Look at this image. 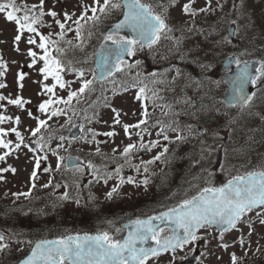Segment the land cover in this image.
Returning <instances> with one entry per match:
<instances>
[{
  "label": "rangeland",
  "instance_id": "374dc122",
  "mask_svg": "<svg viewBox=\"0 0 264 264\" xmlns=\"http://www.w3.org/2000/svg\"><path fill=\"white\" fill-rule=\"evenodd\" d=\"M224 1L225 0H212V8L216 9V11L214 13L210 12L207 14L200 13L197 17H195V28L205 29L206 32L204 35H206L208 27L213 26L217 28L219 33L218 35L214 33V35L216 37H220V35H227L228 30L226 31V28L228 23L231 20H237L240 26V31L235 38L232 39V44L217 47L212 42L213 40L210 39V37L206 42L204 40V35H198L195 31H185L183 33L180 31H174L172 33L174 37L183 38V43L179 48L176 46L175 39L162 38L161 44L155 46L154 49L159 52L160 59H162L164 57L162 54L164 48L167 52L166 55L173 57L171 60L164 62L163 58V62H160V59L155 61V57L152 56L154 55L153 51L149 52L145 49L144 51H138L137 54L133 56L131 61L122 65L123 68H126V73H137L135 75L138 77V80H143L141 84L138 86L127 84L125 87H118L117 78H109L101 84L99 82L96 83L98 86H95V91L84 94L79 98V101L74 99L71 106L62 104L53 105V107L64 109L66 114L59 117H53L48 120L49 126L46 129H42L41 133L36 137L31 135V130L37 126V120L33 119V117L47 119L46 115L38 111V105L49 98V95L40 94L42 92V85L43 83H47L51 86L55 83V81L51 77H49L47 81L43 80V76L39 72V69L43 66V62H38L32 67L29 66L31 65V57L27 55L29 48L37 51L38 54L43 53L36 45H29L27 43V38L30 35L34 36L38 44L39 36L25 31L24 36L19 42L20 50L16 51L17 45L14 43V37L17 34V26L14 23L6 22L4 15L0 14V57H2L3 62L7 65L6 69H0V72H3V75H0V83L6 85L5 87L0 88V96H4L6 98L5 100L0 101V105H2V107H0V115L12 117V120L5 121L0 124V127L5 130L16 127L17 130L24 135L25 144H29L33 148L37 147L34 141H36L40 135H43L44 141L42 142L45 143V148L43 150H37L33 153L28 148H24L22 146L21 150L13 152L6 158L5 161H0V168L11 166L16 169L15 173H12L11 171L0 172V176L3 177V179H0V230H2L5 237L8 238L2 243L9 244V248L3 253H0V264H7L8 261L15 260L29 250V244L17 243V240L31 241L29 237L24 236L23 234L27 231V229H25L27 224H31L32 215L28 212L32 209L37 212H35V216L38 217L36 224L39 222L38 219L40 220V225L44 222L39 217L42 216L39 207L46 206L47 212L50 214L45 222L47 225L50 223V218H55V215H58L61 222L66 223L69 230H73L74 227L78 230L80 226L76 223L81 222L82 220H89L90 212L85 210V204L83 203V201L87 198V193H85L86 189H88V192H90L91 195H94V199L97 202L96 206H99L100 203V215L109 211L105 208V206H126L127 208L129 204H134L135 207H139L144 204L141 199L145 195L150 193L152 196L153 186L149 185V183L145 186L142 183L144 180L143 177L138 175L145 174L143 170L144 164L142 162L152 160L156 155L163 151L165 146L168 148L170 143L176 144L178 141L181 143L186 138L193 140L200 137V135L197 133L191 134L188 129L184 128H182V132L178 131L176 128V130L173 131L174 128L169 126L171 130H168L167 133H165L166 135L168 134L167 136L169 137V140H167V143L164 144L165 141L163 135H158V130H155V133L151 136L149 133H145L144 127L147 123L141 125L140 129L130 128L128 134H126L121 125H114V114L111 111V108L105 106V97L108 98V102L111 103L112 107L121 111V124L126 123L134 125L141 119H145L142 112L146 106L149 113L147 122L151 120L149 126L152 129H155L156 126L154 124L158 115L167 116L169 120L168 124H174L176 119H178L177 110H182V113L185 112L188 117L189 112L192 114L194 110L197 109V106L194 105L199 106L198 103H192L191 101H193L197 95L202 96V93H204L203 91L209 90L208 83L205 84V89L203 91L198 90L192 82L191 84L189 83V79H192V75H196L197 73V63L194 61L195 58L198 57L207 61L211 65L212 61L214 62L212 68L208 71L209 78L213 81H217V79L222 80L220 76L223 71L220 66L215 64V61H219L222 59L221 57H225V55L230 54L233 51L235 52L236 48H238L244 56L243 59L258 57L261 58V60H264V0H244L243 12L245 14L243 15V18H240V13L233 8L232 15L229 17L226 27L221 30V28H218L215 23L216 20L221 17L220 13L223 10L217 8V4H223ZM226 1H229L230 4H232L233 1L237 5L240 4V0ZM102 2L103 0H101V3ZM146 2H151L155 5L157 2H166V0H147ZM187 2L188 0H178L177 4L170 7L168 10V23L172 25L174 29L179 26H184L186 28L192 26L191 20L193 18L185 16L182 12V5ZM16 3L18 5L25 3L31 6L39 5L40 0H16ZM86 5L94 6L93 0H44V12L47 13L50 10L56 11L58 16L55 19H59L61 22L66 23L68 27L73 29V31H67L64 40L61 41L60 37L57 35V33L60 32V28L56 24L55 19L51 16L45 15L42 17L43 24L36 25L38 32L44 35L51 33L52 38L59 42L60 47H65L66 44L64 41L67 40H71L73 44H78L79 40L77 39L74 31L76 25L73 24L72 21L76 20L81 15ZM205 5L206 0H196L193 7L200 8ZM156 10L161 11L159 8ZM36 12H39V8L36 9ZM65 12L72 15L71 21L64 20ZM116 13L117 12H113L107 17H101V21L95 25H93L91 21L87 24H84V22L81 21V23L84 24L82 29L84 36L82 54L83 52H85V54L90 53L89 50L93 48V42L95 39L93 36L90 39L91 42L87 43L89 41V28L92 26L94 29H101L103 23H106L107 21V23H111V19ZM88 15L91 16L92 13L89 11ZM186 20L189 21L188 25H185L184 23ZM91 33L94 32L91 31ZM167 47H170L171 49ZM77 50L76 52L78 53L79 50ZM91 56L92 54L90 53L87 59L90 60ZM181 57L184 58L181 59ZM177 58L179 60H177V64H173V68L176 66L183 68V74L179 78L183 82L184 88L189 89L188 96L186 98L187 104L182 103L179 100L180 108L170 106L163 109L161 113H158L160 107L158 104L154 103L157 92L153 90V82H147V72L155 65L171 67L170 64ZM137 61H140L139 65H137ZM128 65H131V67H128ZM20 72L26 73L25 79L22 82L24 85L23 89L19 87L21 82L18 80V74ZM173 73H175V70ZM85 76L88 79L92 78L90 72L85 73ZM63 78L65 81L72 82L70 88L66 87L65 89H60L57 86L55 96L52 97L53 99L60 97L66 99L70 90H77L81 85L80 79L72 71H67V75ZM162 83L167 89L171 90L172 80L169 75L168 79H165ZM257 85L259 97L264 98V81H258ZM144 86H147L145 96L149 101V105L145 102V99H136L139 88ZM221 86L223 89L226 88V84L224 82L221 83ZM114 91L116 93L115 95ZM153 93H155V95ZM18 97H22L24 100L30 101V103L25 104L23 108L8 103L9 99H16ZM73 111L75 113L74 115ZM29 112L32 113V116L28 115ZM254 114L255 112H253V115ZM249 115H247V117ZM17 116L21 119L20 125H16L14 122L15 117ZM209 117H211L210 114ZM261 117H264V101L260 104L256 120H263ZM69 118L71 119V124L67 123ZM190 120L191 119L188 117V121ZM216 120H214V122H216ZM248 120L250 124V116ZM76 123L83 125L84 135L81 137L86 136L87 140L81 139V137L77 139H71L68 137L69 129ZM247 123V119L242 118L240 122L232 128V134L230 131V136L232 135V147L227 152L228 156L226 162L224 161V164H226L228 168L235 163L242 164L246 159L248 164H244V166L248 167L252 166V164L259 163L261 160L264 161V134L259 138H254L250 134L251 128L247 125ZM200 124L203 126L202 123ZM204 124L207 125L206 122ZM214 125L215 124H212V126ZM89 129L98 133L94 140L92 139ZM261 130L264 131V127H262ZM109 131H114L117 135L112 137L103 135V133ZM203 133L205 135V131H203ZM244 134H247V138L245 139V144H242L240 138L241 135ZM61 135L65 137L64 141H60L59 137ZM220 135L225 136V133ZM140 136H143V143L158 140L159 145L151 152L149 151L147 153L134 155V157L137 158L136 160L132 159L131 154V160L127 163L124 162L126 164L121 162V166H119L118 162L113 163L114 157L118 160H125L126 158L122 155L124 147L130 143H134L138 146V144L141 143ZM177 136H182L184 139L177 140ZM6 139L12 140L13 143L16 142L15 134L11 132H9ZM61 143H63V148L57 149V145ZM253 143L255 144L253 145ZM97 148L100 149L99 154L96 152ZM53 150H57L59 156L64 157V163L59 170H57L58 156L53 155ZM4 151V149H0V155H2ZM211 151H213V148L210 149L209 147L207 155L210 157V168L208 169L207 167L206 171L201 173L204 180L203 184L208 180L210 181L212 176L213 178L211 181L215 182L217 179V176L213 173L211 168L216 160L214 158L215 147L213 154H209ZM167 153L161 157L160 161H156L154 163L155 168L151 169V171L162 167L161 161L166 160L168 155ZM45 155L48 157L47 160L42 159L40 162V168L35 169L34 157H42ZM71 155H78L84 159V164L81 166L84 168L82 173L76 172L75 167H68L65 164V161ZM89 161L100 169L101 173L111 174V178L108 180L107 184L104 183L103 179H97L92 175V170L86 167ZM131 161H136L137 164L131 165ZM42 163L45 165L41 166ZM165 165L166 163L164 162L163 167ZM131 166L135 168L133 174L137 175L132 177L135 183L125 182L122 185L118 184L122 176L120 175V172L118 174L116 173V169H130ZM174 166H176V164ZM48 167H50L52 171H44V169ZM137 167L140 169L139 172L136 170ZM34 169L37 172V179L34 182L35 188L32 187L33 180L31 178V174ZM224 171L225 165L221 168L219 173ZM122 178L127 181V178ZM49 182H51V186L44 187V185L49 184ZM190 185L191 183L186 185L187 192H190ZM113 187H117V192L113 194L112 198H109L107 193L110 192ZM192 188H196V191H199L200 189L198 188V183L196 181L193 182ZM31 190L34 192L31 193ZM16 193H30V195H20L19 198H17V196L14 195ZM65 193H67L70 198L67 201L62 199ZM77 199L80 200L79 205L75 203V200ZM102 208L105 210L104 212ZM3 211H6L7 214L3 215ZM249 218L254 220L253 230H250L243 224L238 225L239 230L233 229L226 235V237L224 236L223 241L219 239L218 232L215 228L202 229L199 235L206 238L202 239V252L196 264H231L232 253H235L239 258L237 264H264V225H261L259 219L256 218L255 211L249 213L245 219ZM9 222L11 224L10 227H8L9 224H6ZM229 237L233 239V242L227 243L228 248L225 250L220 245L225 243L224 241L226 238L228 241ZM241 237H243L244 240L243 245L240 243ZM189 246L193 247V243ZM18 249L23 250L19 251ZM183 254V251H179L176 256L177 260ZM165 257V255L160 256L156 259V261L161 263Z\"/></svg>",
  "mask_w": 264,
  "mask_h": 264
},
{
  "label": "snow or ice",
  "instance_id": "6c2138e0",
  "mask_svg": "<svg viewBox=\"0 0 264 264\" xmlns=\"http://www.w3.org/2000/svg\"><path fill=\"white\" fill-rule=\"evenodd\" d=\"M178 0H166V2H157L155 5L146 0H93L94 6H85L81 15L73 22L76 25L74 31L78 44H73L71 40L64 41L68 47H60L59 42L52 38V34L44 35L38 32L36 25H42V17L45 15L56 18L58 13L50 10L47 13L44 12V0H40L39 5H27L25 3L17 4L16 0H0V14H3L6 22L14 23L17 26V34L14 37V43L17 45L16 51H19V42L24 36L25 31L30 34L39 36V43L34 36L30 35L27 38L29 45H36L42 50L43 54H38L37 51L32 48L28 49L27 55L31 57L30 67L35 66L38 62H43V66L39 69V72L43 76V80L47 81L51 77L55 83L49 86L47 83H43L41 95H49V98L44 100L38 105V111L47 116V119H40L39 117H33L37 120V126L31 130V135L36 137L41 133L42 129H46L48 120L53 117H59L65 115L64 109L53 107L56 104H62L71 106L72 101L79 98L86 93L95 91V84L103 80L114 76L117 72L124 71L122 65H125L124 56H135L138 51H144L147 49L149 52L154 51L162 38L175 39L176 46L179 48L183 43V38H177L172 35L174 31H180L181 33L188 31H195L198 35H204L206 32L203 28H195V17L200 13H214L216 9L212 8V0H206L204 7L195 8L193 5L196 0H188L187 3L182 5V12L185 16L193 18L191 20V27L179 26L174 29L172 25L168 23L167 13L170 7L175 6ZM223 4H217V8L223 9ZM244 0H240V4L233 3V8L240 13V18H243L245 14L243 12ZM39 8V12L36 9ZM159 8L161 11H157ZM92 15L89 16L88 12ZM113 12H121L123 18L115 23L112 28L105 34H102L103 42L99 45V50L94 52L97 57L96 68L88 69L91 73V79L86 78V70L83 67H76L77 64L87 63V60H78L75 57L76 50H82L84 47V36L82 29L84 24L89 21L95 25L101 21V17H107ZM99 13V14H98ZM74 15V14H73ZM64 20L71 21L72 15L67 12L64 13ZM84 22V24L81 23ZM56 24L60 28V32L57 35L60 40L63 41L67 31H73L71 27H68L66 23L61 22L59 19H55ZM185 25L189 24V21L184 22ZM230 24L236 25L235 28L228 29V35H220L218 40L212 42L217 46H227L232 44L231 37L236 36L240 31V26L237 20H231ZM130 29L132 35H122V29ZM219 34L217 28L213 27L211 31H208L204 35V40L207 42L210 36L213 34ZM91 32L88 33L89 37ZM55 51L56 55H53ZM171 51V50H170ZM71 53L72 58H68V54ZM184 57H181L183 59ZM230 63H234L238 69L236 75L232 80L234 87L233 101H230V106L239 107L242 111L249 108L252 105L255 93L249 94L245 91V85L251 83L256 85L258 81H264V60L256 61L259 66L255 68V75L252 74L251 64L248 61H243L238 57H228ZM137 65L140 61L136 62ZM202 71L207 72L212 68L210 63L199 64ZM7 65L0 57V69H6ZM131 67V65H128ZM66 70L74 72L80 79L81 85L77 90H70L67 98H56L55 90L57 86L60 89L70 88L72 82L65 81L62 73ZM172 69H166L165 72ZM231 69H229L230 71ZM175 77L173 82L182 75L179 68H175ZM3 75V72H0ZM26 73L20 72L18 74V80L21 82L19 87L23 89V81ZM152 76H156L157 73H152ZM157 81H154L156 83ZM162 82V81H160ZM197 83H200L197 81ZM217 86L220 81L215 82ZM3 83H0V88L5 87ZM146 87H140L136 96L137 100H143L145 96ZM126 90V89H125ZM114 91V95H115ZM155 95V93H153ZM4 96H0V101L5 100ZM9 104L23 108L25 104L30 101L24 100L22 97L16 99H9ZM105 106L111 108L113 112L114 125H121L125 133L128 134L130 128L140 129L141 125L147 123V117L149 113L147 107H144L142 115L145 119H141L134 125L121 124V111L115 107H112L108 102V98L105 97ZM2 107V105H0ZM73 111V115H74ZM32 116V113H28ZM264 119V117H261ZM91 119V118H88ZM7 120H12V117H6L0 115V124ZM15 124L20 125L21 119L19 116L15 117ZM71 124V119L68 122ZM63 127V126H62ZM83 131V125L79 126ZM176 129H173L175 131ZM92 139L94 140L96 135L95 131L89 129ZM146 131V129H144ZM9 132L14 133L16 142L6 139ZM139 134V133H138ZM150 134V133H149ZM103 135L112 137L117 135L114 131L103 133ZM158 135H163L164 140H169V137L165 134V128L162 127ZM130 138V136H129ZM60 141H64L65 137L60 136ZM81 139L87 140V137H81ZM177 140H183L182 136H177ZM141 143L140 149L150 150L159 145V141H150L148 144L143 143V136H140ZM44 137L40 135L39 138L34 141L37 147L33 148L29 144H25L24 135L13 127L9 130H5L0 127V149H4L2 155H0V161H5L6 158L13 152L21 150L22 146L28 148L35 153L37 150H43L45 143H43ZM63 148V143L57 145V149ZM137 149V145L134 143L128 144L124 147L122 155L127 158ZM115 151V150H114ZM96 152L99 154L100 149L97 148ZM168 152V148L165 146L163 151L156 155L152 160L142 162L144 164V172H148V165L154 164L156 161H160L161 157ZM53 155L58 156L57 170L63 165L64 157L59 156L57 150H53ZM47 156L34 157L35 169L40 168L41 160H47ZM78 159V158H77ZM88 169L92 170V175L97 179H103L107 184L111 178L110 173H101L95 165L89 161L86 165ZM33 170L31 178L33 180L32 187L35 188V180L37 179V172ZM137 172L140 171L137 167ZM16 172L14 167L0 168V172ZM44 171L50 172V167L45 168ZM75 171L82 173L84 168L76 165ZM120 172V168L116 169V173ZM0 179H3L0 176ZM135 183L132 177H128L127 181L123 178L120 179V184ZM142 183L147 186L149 181L145 178ZM51 186L45 184L44 187ZM58 186V185H57ZM117 192V187H113L110 192L107 193L109 198H112L113 194ZM19 198L20 195L29 196L30 193H16L14 194ZM63 200H69L67 193L62 197ZM77 205L80 204V200H75ZM256 218L259 219L261 225H264V170L252 171L244 175H236L231 177L222 186H208L204 187L198 195L191 198L184 199L177 206L169 208L167 211L161 212L159 215L148 216L146 219H135L128 225L130 230L127 237L120 240L115 239L109 232L104 231L96 235H68L56 240H40L33 243L32 241H19L17 243H27L32 245L29 254L22 259L19 264H148V261L153 258H159L163 253L171 252L173 255L178 249H183L186 245L192 244L206 237L198 235L201 229H208L215 227L219 233V239L223 241L224 234L230 230L238 229V225H245L250 230H253V219H245V217L254 212ZM154 221H159L161 224H170L171 228L166 229ZM179 230H182V234ZM117 232L121 229H117ZM168 231L169 235H162ZM8 239L3 233H0V253H3L9 248L8 243H2ZM154 241V247H143L148 241ZM240 243L243 245V237L240 239ZM227 250L228 244L223 243L220 245ZM22 251L23 249H18ZM239 258L235 253L231 254V264H237ZM169 264H174V260Z\"/></svg>",
  "mask_w": 264,
  "mask_h": 264
},
{
  "label": "flooded vegetation",
  "instance_id": "af4514ba",
  "mask_svg": "<svg viewBox=\"0 0 264 264\" xmlns=\"http://www.w3.org/2000/svg\"><path fill=\"white\" fill-rule=\"evenodd\" d=\"M153 57H158L157 60L160 59V55L158 51L154 50V55H152ZM163 57V56H162ZM182 74H183V68L182 67H178ZM152 73H157L156 76H152ZM176 73H169V76L172 80V84H171V91L168 94L166 86L163 85V79L167 76V74L163 71V67L162 66H158L155 65L154 67H152L151 69H149V71L147 72V80H149L151 83L153 82L154 86H158L157 90H159V97L158 100H155L154 103L158 104L160 109L158 110V113H161L163 109L167 108L166 102L169 99V104L175 108H180L179 105V100L182 103H186L187 104V100L185 99V92H187L188 90L184 88V84L183 82L180 80V78H177L175 80V82H173V77H175ZM162 81L160 82L159 81ZM158 80V83H154V81ZM204 81V79H203ZM217 81H220L221 83L224 82V80H219L217 79ZM216 81L210 80L208 82V89L211 92V95L208 94H204L202 97H196L192 102H198V104H201L203 106V103H206L207 105H211V107L209 108L210 111H219L221 112V110H223L224 112H226L227 110L231 109V106L229 104H227L224 100H223V94H224V89L221 86V83L219 84V86H217V84L215 83ZM161 83V84H160ZM225 83V82H224ZM200 89L203 91L205 89L204 85H200ZM204 92V91H203ZM175 103V104H172ZM157 113V114H158ZM167 113V112H166ZM165 113V114H166ZM151 114V113H150ZM167 115V114H166ZM178 118V117H177ZM168 118L165 115H158V117H156V121H155V129H152L149 126V123L151 122V120H149L147 122V125L144 127V129H146L145 133L149 135H153L155 133V130H158V132L160 133L161 128L164 127L165 128V133H167L168 129H169V122H168ZM181 125V122L176 119L174 124H170V126H175V125ZM178 129V126L176 127ZM156 140V139H155ZM164 144L167 143L166 140H164ZM140 144V143H139ZM139 147V145L137 146ZM156 148V147H155ZM155 148H150V152L153 151ZM135 151H133L132 153V159L136 160L137 158L134 157ZM129 160H131V156H129L126 159H117V158H113V163H117L120 165L121 162H128ZM162 162V167L160 169L157 170H153L151 171V169L155 168L154 164H150L148 165V172L145 174H138L140 176L143 177V179L147 178L149 181V185L154 186L155 183L159 182L160 183V187L161 190H158L155 195L153 197L149 196L146 197L144 196L141 201H143V205L142 207H147L150 209V214H155L158 213L168 207H166V199L170 196H176L179 195L178 192H175L173 189L168 190L169 187L176 185L179 186L178 183H173L172 184L168 183L170 182V179H178L179 176L178 175H172L173 174V168L172 165H174L175 163L173 162V160H165V161H161ZM164 162L166 163V165L163 167ZM124 163V164H126ZM131 165H136L137 162L136 161H131L130 162ZM135 171V168L133 166H131L130 169L127 168H123L120 170V175L124 178L128 177H133V176H137L135 174H133V172ZM121 177V178H122ZM139 177V176H138ZM120 178V179H121ZM140 179V177H139ZM120 181V180H119ZM120 184V182L118 183ZM87 199L92 200V202H96L94 199V195H91L90 192L87 193ZM93 196V197H92ZM86 199V200H87ZM85 200V201H86ZM97 203V202H96ZM110 203V202H108ZM100 206V203H99ZM98 206V208H99ZM104 208V207H103ZM102 208V209H103ZM105 208H110V206H105ZM137 211L136 207L134 204H129V206L126 208V206L123 207H117L114 211H112L113 213H106L103 214L102 216H99V223L100 225L98 226V228L93 231V232H104L107 231L109 232L111 235H113V237L115 239H122L125 233V227H123V222L132 218H135V212ZM143 211V210H141ZM143 214H139L138 217H141ZM90 223V222H89ZM92 223V222H91ZM117 229H121V231L117 232ZM170 233L168 231H166L164 234L162 235H169ZM199 235V234H198ZM202 241L203 240H199L197 242L193 243V247H190L189 245H186L183 249H178L176 251V256L178 254L179 251H183V255L179 257V259L177 260L175 254L173 255L171 252L168 253H163L162 255H165V261L162 264H169L170 261L174 260V264H185V259L186 257L195 250V247L198 246V249L200 251V247L202 245ZM161 255V256H162ZM155 258L150 259L148 261V264H155L154 261ZM179 260L182 262L180 263Z\"/></svg>",
  "mask_w": 264,
  "mask_h": 264
},
{
  "label": "trees",
  "instance_id": "16d2710c",
  "mask_svg": "<svg viewBox=\"0 0 264 264\" xmlns=\"http://www.w3.org/2000/svg\"><path fill=\"white\" fill-rule=\"evenodd\" d=\"M226 9H229V15L228 12H225ZM232 13V4H228V5H224L222 12L220 13V18H218L216 20V24L217 27L221 28V30H223L228 22L229 16ZM118 15H115L113 17L116 18ZM89 38V36H88ZM76 57V56H75ZM78 59V58H76ZM89 63H91V59L88 60ZM202 145V142H195L192 144L191 141L186 142L185 144H182L181 149H183L182 151V173L184 175H187L191 170H193V165L195 163V158L197 157V155L199 154L198 151L200 150V147ZM203 158H201L202 160ZM184 190L181 189V193ZM184 195L187 193L184 192ZM181 198L176 199L177 201H179ZM57 213V212H56ZM53 213V214H56ZM31 214V213H30ZM48 216V215H47ZM46 216V217H47ZM34 218V217H33ZM32 218V223L30 224V229L28 232H25L23 235L27 236L31 239H35L37 237H41V236H61L64 234H67L70 232V230L68 229L67 225L64 222H61L60 218L58 217V215H55V218H50V223H48V228L43 226V227H39L36 224H34V219ZM48 218V217H47Z\"/></svg>",
  "mask_w": 264,
  "mask_h": 264
},
{
  "label": "water",
  "instance_id": "95a60500",
  "mask_svg": "<svg viewBox=\"0 0 264 264\" xmlns=\"http://www.w3.org/2000/svg\"><path fill=\"white\" fill-rule=\"evenodd\" d=\"M123 18V17H122ZM121 18V19H122ZM119 21V20H118ZM117 21V22H118ZM117 22H115V23H117ZM114 23V24H115ZM112 28V26L110 27V29ZM232 28H234V27H232ZM109 29V30H110ZM122 32H130L131 33V31H130V29H127V28H125V29H122L121 30ZM132 34V33H131ZM128 55H126L125 54V56H124V58H126ZM233 57H236V56H233ZM96 61H97V57H96ZM256 61H259L258 59H255V60H250V61H248V62H250V64H251V68H252V74L253 75H255L256 73H255V68L257 67V63H255ZM223 66H230L231 67V69H232V71L227 75V79H229L230 81H231V88H230V91H229V94L231 95V101H233V97H234V85L232 84V80H233V78H234V76L236 75V73H237V71H238V69L236 68V65L234 64V63H230L229 62V60H228V58L226 59V60H224L223 61ZM252 88H253V85L251 84V83H248V84H246L245 85V91L246 92H248L249 94H251V91H252ZM81 129H80V127L77 125V126H73V128H72V130L70 131V136L71 137H77V136H79L80 134H81ZM81 162V160L78 158L77 159V157H74V156H72V157H70L69 159H68V163H69V165H77V164H79ZM167 211V210H166ZM159 215V214H158ZM146 219V218H145ZM131 221H133V220H131ZM131 221H128L127 223H126V225L128 226L130 223H131ZM154 223L155 224H158V225H160L161 227H169V228H171L172 227V225H170V224H167V223H165V224H161L159 221H154ZM130 230V228L128 227V231ZM128 231H127V234H128ZM180 232H181V234H182V230H179ZM127 234L125 235V237L124 238H126L127 237ZM71 235H76V234H71ZM79 235H85V233H80ZM88 235H96V234H88ZM45 239H47V240H56V239H59V238H42V239H38V240H36L35 242H38V241H40V240H45ZM143 247H154L155 246V242L154 241H151V240H149L148 241V243L147 244H145V245H142ZM29 254V253H28ZM27 254V255H28ZM26 255V256H27ZM25 256V257H26ZM25 257H23L22 259H24ZM22 259H20L18 262H17V264H19V262L22 260ZM188 262H194L195 261V259H189V260H187Z\"/></svg>",
  "mask_w": 264,
  "mask_h": 264
}]
</instances>
